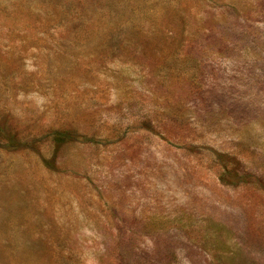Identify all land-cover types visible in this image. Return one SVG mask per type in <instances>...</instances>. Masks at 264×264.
I'll return each mask as SVG.
<instances>
[{"label":"rangeland","instance_id":"1","mask_svg":"<svg viewBox=\"0 0 264 264\" xmlns=\"http://www.w3.org/2000/svg\"><path fill=\"white\" fill-rule=\"evenodd\" d=\"M0 264H264V0H0Z\"/></svg>","mask_w":264,"mask_h":264}]
</instances>
